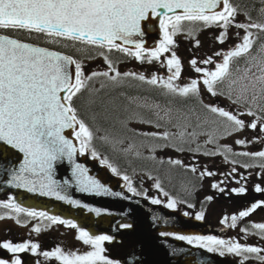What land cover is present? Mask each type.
Listing matches in <instances>:
<instances>
[{
	"label": "snow or ice",
	"instance_id": "1",
	"mask_svg": "<svg viewBox=\"0 0 264 264\" xmlns=\"http://www.w3.org/2000/svg\"><path fill=\"white\" fill-rule=\"evenodd\" d=\"M260 11L264 16V8ZM239 13V6L234 4L233 0H0V30L44 34L50 38L52 43H59L61 39L70 40L87 46L107 49L108 52L117 50L134 56L137 60L152 62L158 60L161 54L171 50L175 45L174 37L186 30L185 22L194 26L188 29L189 36H193L198 30L195 27L198 23L204 27L216 26L224 29L217 37L221 43L226 38L228 28L234 25L243 29L245 34L240 43L223 53V61L216 64L215 70L208 71L197 67L196 59H192L190 63L197 73H203L201 79L208 92L212 95L223 94L217 89L226 86L229 98H232L235 92L234 102L247 103L249 106L246 114L256 117L246 125L245 121L239 118V114L216 106H205L209 112L225 118L222 122L225 134L230 135L245 127L251 129L259 127L264 133V20L252 21L251 17L245 13L249 22L236 23ZM150 17L159 18V26L163 33L159 45L152 50L145 47L143 40L135 39L144 35L142 22ZM196 43L198 46L199 41L197 40ZM125 45H133L134 48ZM78 51H86V49H78ZM99 55L103 56L109 70L94 71L90 75H85L82 63L70 55L0 34V144L10 146L23 154L19 167L10 171L11 179L8 183L16 187L27 188L29 191L39 190L44 195H53L69 204L81 206L80 201L63 195L62 186L53 179L54 162L67 157L73 162L72 173L80 191L96 195H121L113 193L98 179L89 176L87 169L74 161L77 151L83 154L89 150L94 139L93 130L84 119L79 117L75 101L78 96L87 91L89 95L84 101L85 104L91 106L96 103L95 94L99 90L90 89L89 82L97 77L106 78L113 88L121 86L124 78L132 77L151 85H160L169 93L180 97L187 98L200 94V82L196 79H192L184 86L173 83L180 78L183 70L181 60L175 51H171L170 58H167V67L171 73L167 80L155 74L151 78L135 72L121 74L105 52H100ZM216 55H221V53H216ZM240 60L244 61L242 71L238 67L234 68ZM202 63H212V58L209 57ZM69 65H74V74L69 73ZM234 72L239 73L235 78H233ZM110 73H115V75H110ZM236 85L239 87L237 88ZM108 86L109 83H101L100 87ZM256 109H259L261 115H257ZM142 122L150 123L151 121L143 120ZM65 129H75V138L80 142L79 149L64 135ZM146 135L156 137L161 134L148 133ZM189 135L194 137L196 133ZM162 136L168 138L170 133L164 132ZM179 137L183 141L185 133L181 131ZM101 139L111 142L108 137ZM208 142H214L213 135L210 134ZM236 143L242 145L246 141L237 140ZM223 148L225 154L232 151L228 146H223ZM131 149L132 145H129L125 151H131ZM213 154L216 153H205V155ZM92 155L93 157L98 156L95 149H92ZM136 155L139 153L137 152ZM242 155L264 159V150L255 153L245 152ZM225 158L227 159V155ZM100 162L111 169L114 174H121L106 157L101 158ZM169 163L181 165L182 161L176 159L170 160ZM244 166L250 167L251 165ZM260 167L264 168V163ZM192 171L195 172L196 169L192 168ZM234 171L235 168H233ZM213 174L205 170L201 176ZM123 180L129 192L139 194L132 186L128 175H123ZM67 183L68 181H65V184ZM155 187L163 192L159 180ZM213 187H219V185L213 184ZM220 190L223 191V189ZM255 190L264 191L259 185ZM232 191L244 193L246 189L242 186ZM164 195L168 196V193L164 192ZM151 203L160 204L161 201L152 198ZM176 204L175 199L169 198L166 206L175 208ZM262 204L264 201L253 203L247 210L240 211L239 217L249 216ZM82 206L97 215L101 213L99 208H89L86 204ZM0 207L13 210L16 214L26 213L29 217H40L52 224L60 223L68 224L73 228L77 227L71 220L21 207L14 200L6 203L0 202ZM202 218L203 213H198L196 219ZM237 219L236 215L231 217V227H236ZM19 222L17 220V223ZM120 226L128 228L131 225L122 224ZM253 227L259 230L260 235H264V223L254 224ZM33 230L38 233L41 231V226L37 224ZM177 238L186 240L189 244L195 242L198 246L207 248L209 252L219 251L221 255L227 253L241 256L243 258L241 264L252 258V254H255V258L264 261V255H261L264 249L241 244L234 240L202 235H180ZM77 239L83 241L85 245H90L92 250L77 254L76 252H65L57 247L41 254L45 258H55L61 264H113V261L103 254L105 251L103 243L110 241L111 236L92 235L80 228ZM0 247L16 254L29 249L36 253L40 246L27 241L23 243L9 241L3 242ZM0 264H9V262L0 259ZM11 264H21L19 256H16Z\"/></svg>",
	"mask_w": 264,
	"mask_h": 264
},
{
	"label": "flooded vegetation",
	"instance_id": "2",
	"mask_svg": "<svg viewBox=\"0 0 264 264\" xmlns=\"http://www.w3.org/2000/svg\"><path fill=\"white\" fill-rule=\"evenodd\" d=\"M189 28L191 27H185V29ZM171 51H175L176 54L182 55V59H185L184 61L187 62V66H184L185 73L189 78H193L194 75L193 79L198 81L201 80L200 76H203V73H197L192 69L190 63L192 59H196L197 67L207 69L208 71L215 70L216 64L221 62L217 59L221 55H216V51L214 50L211 51L207 47L202 48L201 46H192L182 43L177 45L175 50L172 47L169 52L161 54L160 58L155 60V72H157V66L161 60L167 61V58L171 55ZM209 56L212 58V63H202V61L208 59ZM131 65L132 64H130V66ZM134 67L140 72L145 68H148L150 72H152L153 69L152 63L148 61L140 65L136 64ZM166 67L167 62L162 69L167 72V74L171 75L169 70H165ZM161 78L167 80L168 77ZM181 80L182 77L173 81V83L184 86L183 83L190 82L192 79L180 82ZM156 86L155 89L157 90L163 88L160 85ZM224 88L227 89V87ZM165 90L167 91V89ZM218 90L221 92V90L224 89L218 88L217 91ZM145 96L152 99L148 104L150 117L157 122L171 123L172 129L187 131L196 130L207 133L208 136L214 133L217 130L216 118L218 114L209 112L208 108L205 106H216L224 108L234 114H239V118L244 120L246 125L256 119L253 117L249 118L246 114V109L238 108L230 102L236 99L235 92H233L232 98H229L228 92L212 95L210 92H202V90L199 96L187 98L173 95L169 92L148 93ZM197 117H199V119H197ZM184 122L188 123V125H182ZM155 123L156 122L149 123L148 129L157 130L159 126ZM161 128L164 130L163 127ZM243 132L245 133L240 140H245L246 143L241 145L236 143L237 140L227 141L225 146L230 147L232 151L226 154L223 152V155H218L217 153V148H220L219 145H217L218 143H209L206 140H200L199 142L203 143V145H208L210 149L208 153L216 154L205 155L206 152H203L196 156L150 158L149 161H151V164L157 166H148L147 170L149 172L143 174L142 177H137L136 173H129L128 176L132 178H130L132 186L136 189L137 193H139L137 195L143 197L150 203L152 198H156L161 201L160 205L168 208L166 206L168 199L172 198L177 201V204L175 208L169 209H174L182 214L187 213V216L194 219H196L198 213L202 212L203 218L199 220L205 221L208 228L197 235L215 236L219 239L234 240L241 244L264 249V235H260L259 230L253 227L254 224L264 223V204L251 212L249 216L243 218L239 217L240 211L247 210L253 203L264 201V191L257 192L255 190L257 185L264 189V168L260 167V165L264 163V159L252 157L250 155H242V153L245 152L255 153L264 150V133L260 131L259 127L256 129L245 127ZM233 133L234 132L229 136L231 137ZM225 155H227V159ZM176 159L181 160L182 164L169 166L171 164L169 161ZM233 161H235V163H233ZM134 162H136L135 157L129 159L128 165L118 160V169L124 172L132 168L136 169V163ZM244 165L251 166L245 167ZM192 168H195L196 171L193 172ZM233 168H235L234 172ZM205 170L214 174L201 176V173L205 172ZM124 172H122L121 175H127ZM158 172H160V174ZM121 177L123 178V176ZM157 180H159L163 192L155 187ZM213 184H218L219 187H213ZM242 186L246 189L244 193L232 191ZM220 189H223V191ZM164 192H167L168 196H165ZM209 197H211V199H208ZM12 200L17 203L16 196L12 193H0V202L6 203ZM189 205H191V207ZM233 215L238 217L236 227L230 226L232 223L231 217ZM17 220L20 222L17 223ZM37 224L41 226V231L38 233L33 230ZM80 228L82 227L78 225L73 228L68 224H52L50 221L40 217H29L26 213L16 214L13 210L0 207V244L9 241L12 243H23L27 241L30 243H37L40 246L36 253H33L29 249L16 254L0 247V251L3 255L0 259H4L11 264V261L15 259L16 256H19L21 264H61L59 260L55 258H45L41 253L52 251L57 247L65 252H76L77 254L91 251L92 248L90 245H85L83 241L77 239ZM121 228L126 229L124 227ZM83 229L88 231L86 228ZM206 231L209 232L208 235L205 233ZM90 234L111 236L112 239L110 241H105L103 243L105 250L103 254L113 261V264H123L121 260L112 255L116 253L119 243L121 242L119 238L108 233ZM154 234L158 236H169L175 239H178L177 237L180 235L196 236L166 231H156ZM181 241L188 243L186 240ZM192 244L198 246L195 242ZM203 249L207 250V248ZM214 253L221 255L219 251H215ZM261 255H264V252H262ZM222 256L229 258L236 264H241L243 260L241 256H236L234 254L226 253ZM243 264H264V261L255 258V254H252V258L243 261Z\"/></svg>",
	"mask_w": 264,
	"mask_h": 264
},
{
	"label": "water",
	"instance_id": "3",
	"mask_svg": "<svg viewBox=\"0 0 264 264\" xmlns=\"http://www.w3.org/2000/svg\"><path fill=\"white\" fill-rule=\"evenodd\" d=\"M159 24V18L150 17L142 22L144 35L135 39L143 40L148 50L155 48L161 35ZM125 46L134 48L133 45ZM74 72V65H69V73ZM74 131L75 129H65L64 135L79 149V141L75 138ZM22 160L23 154L18 150L0 144V193L10 191L17 195V200L24 207L60 215L65 220L72 219L77 225L86 227L90 233L104 232L116 236L121 242L116 253L112 255L123 264H233L201 248L155 235L156 231L200 233L206 224L129 193L125 190V181L113 175L106 165L99 164L96 157L90 158L89 150L83 154L77 151L74 156L75 163L83 165L89 176L98 179L113 193L121 195H96L80 191L72 173L73 162L67 157L54 162L53 179L62 186L63 195L80 201L81 206L69 204L53 195H44L39 190L29 191L24 187H16L8 183L11 179L9 173L13 168H18ZM65 181L68 183L65 184ZM85 204L89 208L101 209V213L97 215L90 212L82 206ZM124 223L131 224V227L119 228ZM0 256L3 255L0 253Z\"/></svg>",
	"mask_w": 264,
	"mask_h": 264
},
{
	"label": "trees",
	"instance_id": "4",
	"mask_svg": "<svg viewBox=\"0 0 264 264\" xmlns=\"http://www.w3.org/2000/svg\"><path fill=\"white\" fill-rule=\"evenodd\" d=\"M233 3L239 6V9L244 13H247L252 21L264 20V18L259 15L261 3L259 0H233ZM1 33L7 34L12 37L22 39L24 41H29L33 43H39L41 45H47L53 49L70 54L77 59L83 58V56H94L98 54V50L95 47L83 45L79 42H73L70 40L61 39L59 43L50 42V38L44 34L28 33L25 31L13 32L11 30H0ZM78 49H86V51H78ZM111 59L123 61L126 59L124 55L120 52L112 50L108 53ZM106 88H101L100 85H91L90 89H98L99 91L95 94L96 103L94 105L85 104V99L88 97L89 93L86 91L76 98L75 106L78 109V114L81 119L85 122L94 132V139L92 141V148L100 156H108L112 160H119L123 163L125 158H128L130 154H118L116 155L113 151V147L101 146L99 144L106 143L101 137H108L109 141L116 142L118 139L126 140L132 144V140H128L133 135L141 137V140L149 139V135L145 133H136L127 125V121L130 120L132 115H142L143 107L138 103L139 96L141 97V92H143L142 86L138 90L139 85L135 81H130L129 79L124 80V84L119 87L113 88L110 85ZM144 94V92H143ZM137 99V100H136ZM137 102V104H136ZM159 143V139H156ZM145 157V156H142ZM114 158V159H113ZM115 165V162L111 161ZM139 166L144 165V163H137Z\"/></svg>",
	"mask_w": 264,
	"mask_h": 264
},
{
	"label": "rangeland",
	"instance_id": "5",
	"mask_svg": "<svg viewBox=\"0 0 264 264\" xmlns=\"http://www.w3.org/2000/svg\"><path fill=\"white\" fill-rule=\"evenodd\" d=\"M200 26L201 27L197 31H195L193 36L188 35V29H186L185 31H183L181 33H178L174 37L175 44L180 45L182 43H185V44H190L192 46H197L196 41L198 40L199 45L202 48H206L209 45V40H212V36L216 40L217 37H219V33L221 34V32L224 31V29H222L220 27H216V26L204 27V26H202V24H200ZM189 29H191V28H189ZM230 29H231V27L228 28L226 38L224 39V42H223V43L227 44L228 47H232V45H233L232 41L229 40ZM234 29H238V28H233L232 30H234ZM204 40H207V41H204ZM201 41H202V43H201ZM234 45H235V43H234ZM225 51H227L226 48L217 50L216 53H221V56L217 58L218 60L223 61V53H225ZM170 56H169V58H170ZM177 56L181 60L182 68L184 66H187V62L184 61L185 59H182V55L177 54ZM129 61L132 65L130 66L128 63H126L123 65L125 68L130 67V69H131L133 66H136V64H139L137 62H133V61H136V58H134V56H132ZM166 62L167 61L161 60V62L157 66V70H156L157 72H155V70H154L155 65L152 64V66H153L152 72L147 73L148 68H145L142 70L141 73H143V75L146 74L145 76H148V77H152L154 74L157 77H168L169 74H167V72L163 71V69H162L166 65ZM82 67L84 69L85 75H88L94 71H104L106 68V64L104 62V58L97 57L94 60H91V61L86 60V61L82 62ZM191 67H192V69H194L193 66H191ZM165 70H169L168 67H166ZM137 72H140V71H137ZM183 73H184V69L182 70L181 74H183ZM200 77L202 78V75ZM235 77H236V75L233 76V78H235ZM193 78H194V75H193ZM193 78H189L187 74H184V75H182V80L180 82L189 81ZM199 82H200L199 83L200 92H201V90H202V92H206L207 88L205 85H203L202 79ZM187 83H190V82H185L183 84L185 85ZM224 87H226V86H224ZM223 121L224 120H222L220 118H216V127L218 129H224V124L222 123ZM244 133L245 132H243V131H238L232 137H228V138H226L227 135H225V136L213 135L214 142L220 143L221 145H223V143L225 144L227 141L230 142V141H234V140H240ZM128 140H132V142H135L136 145H145V142L140 141V138H138L136 135H133L131 138H128ZM227 145H230V144H227ZM118 146H122V144L118 145ZM142 147L143 146H141L140 148H142ZM174 147H176L177 149H180V148L189 149L190 147L191 148L195 147V144H194V140L191 136H185L184 140L182 141L181 139H179V141L174 144ZM205 233L207 235L209 234L208 231H206Z\"/></svg>",
	"mask_w": 264,
	"mask_h": 264
}]
</instances>
